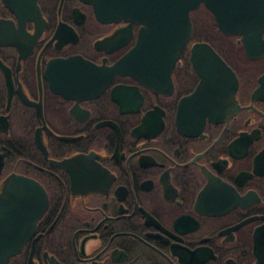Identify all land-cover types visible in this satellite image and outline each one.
Returning <instances> with one entry per match:
<instances>
[{"label": "flooded vegetation", "instance_id": "flooded-vegetation-1", "mask_svg": "<svg viewBox=\"0 0 264 264\" xmlns=\"http://www.w3.org/2000/svg\"><path fill=\"white\" fill-rule=\"evenodd\" d=\"M190 16L207 40L170 77H136L115 66L140 23L0 0V191L12 176L17 215L36 221L0 264H264V44L247 52L203 3ZM198 41L238 80L231 113L189 99Z\"/></svg>", "mask_w": 264, "mask_h": 264}, {"label": "water", "instance_id": "water-1", "mask_svg": "<svg viewBox=\"0 0 264 264\" xmlns=\"http://www.w3.org/2000/svg\"><path fill=\"white\" fill-rule=\"evenodd\" d=\"M92 4L103 21L125 20L140 23L135 46L115 66V70L129 66L136 77L143 73L151 77L171 76L176 63L192 38L191 10L203 3L214 15L218 28L226 35H238L247 52L254 45L264 44V0H81ZM191 60L201 81L189 96L201 100L200 113H231L235 108L238 80L218 53L205 41L192 44ZM78 57V56H77ZM77 57H71L75 59ZM218 70H212V67ZM218 83L221 86H213ZM38 145L45 149L37 137ZM13 177L8 176L0 191V263H5L35 229L36 221L27 223L30 208L16 204L15 194L23 193L19 185L13 190ZM28 202L40 201L38 186L24 179ZM38 197V198H37ZM27 214V215H26Z\"/></svg>", "mask_w": 264, "mask_h": 264}, {"label": "trees", "instance_id": "trees-1", "mask_svg": "<svg viewBox=\"0 0 264 264\" xmlns=\"http://www.w3.org/2000/svg\"><path fill=\"white\" fill-rule=\"evenodd\" d=\"M192 40H207V33L201 26L195 25Z\"/></svg>", "mask_w": 264, "mask_h": 264}]
</instances>
